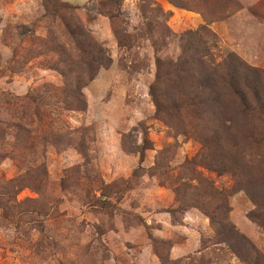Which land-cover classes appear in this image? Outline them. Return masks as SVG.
Instances as JSON below:
<instances>
[{
  "label": "rangeland",
  "instance_id": "374dc122",
  "mask_svg": "<svg viewBox=\"0 0 264 264\" xmlns=\"http://www.w3.org/2000/svg\"><path fill=\"white\" fill-rule=\"evenodd\" d=\"M202 27L219 60L264 70V0H0V264H245L217 236L225 210L206 185L231 194L229 218L264 255L259 115L211 103L193 119L174 102L173 63ZM92 42L111 65L91 79ZM66 74L86 81V110L37 117L28 96ZM29 133L33 149L18 139ZM231 158L239 173L204 165Z\"/></svg>",
  "mask_w": 264,
  "mask_h": 264
},
{
  "label": "trees",
  "instance_id": "16d2710c",
  "mask_svg": "<svg viewBox=\"0 0 264 264\" xmlns=\"http://www.w3.org/2000/svg\"><path fill=\"white\" fill-rule=\"evenodd\" d=\"M173 3V2H172ZM206 36H211L208 28L202 27L197 30H189L185 32L184 41L187 43L183 46V52L178 57L176 63H173V73L180 78L181 91L178 92V100L174 101L178 103L176 106L177 111L182 110L184 107L190 109L193 119H198L207 109V105L211 103L213 105H220V115H224V111L230 112L231 109L240 108L243 111L259 115V123L264 126V70L255 68L244 61L240 60L235 54L229 53L225 56H219L213 52ZM118 41L120 45H129L128 36L119 33ZM88 56L91 57L89 63V73L91 79L101 68H108L111 65V57L108 56L107 50L99 43L92 42L88 48ZM68 71H72L69 69ZM192 72V73H189ZM70 75L71 72H66ZM66 74V80L63 89H56L54 85H44L43 88L38 89L43 93H32L28 96V101L35 105L37 108V117L44 116L46 109L55 110H86V99L83 92V88L86 85L84 79L78 78L75 81L69 80V76ZM193 78L190 82L185 84L186 78ZM188 86V91H182ZM68 86V87H67ZM206 89V92H205ZM209 92L210 99L205 98L201 94ZM197 93H200L202 98H198ZM199 99V100H198ZM208 99V100H207ZM158 103L159 100L156 99ZM181 103V104H180ZM217 103V104H216ZM45 107V108H44ZM206 108V110H204ZM219 109V108H218ZM48 110V111H49ZM26 114V113H25ZM197 115V116H196ZM221 117V118H220ZM218 116L219 124L222 122L223 116ZM43 119V118H41ZM27 121V119H26ZM25 119L20 121L18 128L24 131H31L26 128L27 123ZM230 122V120H223ZM30 121L29 123H31ZM39 123V122H38ZM226 130V129H225ZM225 130L221 133L226 136L228 134ZM252 132L249 135L252 143L256 146L264 143V128L260 129V126L256 125L251 127ZM26 144L25 148L33 149L32 147V134L29 133L26 136H19ZM6 139V138H5ZM3 137L0 136V141L6 142ZM222 137L220 138V140ZM248 139V138H247ZM229 140L230 138H226ZM7 143V142H6ZM207 145L202 144V149H205ZM231 149L238 148L243 149V145L239 143H233L230 145ZM236 149V150H238ZM253 149H255L253 147ZM205 154V151H204ZM206 160L205 156L200 158L199 163H203ZM209 163V162H207ZM208 169L217 172L219 175L226 173H239L243 167L238 165L235 161L222 162V166L219 167L217 163L204 164ZM245 171V170H244ZM11 182H16L11 181ZM259 182L264 186V175L259 178ZM249 183H253L250 180ZM21 191L22 189H17ZM15 190L12 191V194ZM204 194H209L214 199H218L219 208L225 210V214L218 220L212 216V223L216 225V232L219 239L225 241L236 253L242 255L245 264H264V255L260 252L259 248L243 233L238 231L235 224L229 218L230 195L223 189L218 190L211 185L204 187ZM256 200V196H252ZM258 205H262L258 203ZM253 216V213L250 215ZM219 225L220 227H217ZM182 261H179V263ZM181 264V263H180Z\"/></svg>",
  "mask_w": 264,
  "mask_h": 264
}]
</instances>
